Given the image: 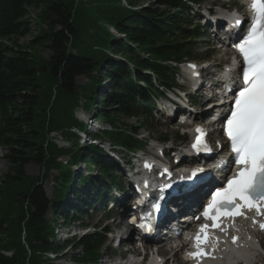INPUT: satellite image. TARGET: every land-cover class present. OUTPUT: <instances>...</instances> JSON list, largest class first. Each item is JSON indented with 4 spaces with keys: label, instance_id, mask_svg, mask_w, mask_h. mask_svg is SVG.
Instances as JSON below:
<instances>
[{
    "label": "trees",
    "instance_id": "16d2710c",
    "mask_svg": "<svg viewBox=\"0 0 264 264\" xmlns=\"http://www.w3.org/2000/svg\"><path fill=\"white\" fill-rule=\"evenodd\" d=\"M187 10L184 0H124V4L121 0H0V150L7 164L0 178V249H13L11 257L0 253V264H45L42 252L62 250L49 241L45 215L49 209L61 214L57 200L66 187L56 188L49 200L37 178L28 180L25 167H45L46 175L56 167L55 158L67 150L45 142L46 132L61 131L76 148L72 160L98 168L100 178L110 181L101 162L102 150L95 145L79 147L69 131L80 126L72 117L78 94L85 109L97 104V118L110 125L96 138L106 137L125 149L137 144L126 131L136 132L138 127L121 118L140 117L146 95L156 92L153 82H173L168 62L191 56L198 29L190 30ZM33 18L47 28L22 45L20 40L26 43V38L35 36ZM106 25L122 37L112 35ZM36 44L49 51L45 62L36 57ZM81 75L88 85L77 87L75 80ZM42 88L49 91H44L43 100ZM60 176L66 181L68 174ZM90 178L93 193V184L99 181ZM87 182L79 179V188ZM80 195L78 191L77 202ZM72 212L81 213L77 208ZM61 217L69 219L65 214ZM102 240L100 233L93 232L70 241L73 251H81L71 256V264H96Z\"/></svg>",
    "mask_w": 264,
    "mask_h": 264
},
{
    "label": "snow or ice",
    "instance_id": "6c2138e0",
    "mask_svg": "<svg viewBox=\"0 0 264 264\" xmlns=\"http://www.w3.org/2000/svg\"><path fill=\"white\" fill-rule=\"evenodd\" d=\"M250 7L253 14L250 27L247 35L236 45L243 57L244 84L236 93L231 114L223 126L240 169L228 179L225 188L212 192L211 201L204 208L203 215L212 219V227H217V215L240 214L233 212L240 207L237 200L248 207L255 206L253 202L256 200H264V0H251ZM235 23L240 25L242 21L237 19ZM197 133L194 148L202 146V137L206 135L201 129H197ZM204 150L211 151L206 147ZM192 175L195 176L196 172ZM213 210L214 214L210 217ZM206 227L202 225L198 229L195 237L197 246ZM261 227L264 228V225ZM235 239L233 237L234 242ZM201 254L190 253L193 257Z\"/></svg>",
    "mask_w": 264,
    "mask_h": 264
},
{
    "label": "rangeland",
    "instance_id": "374dc122",
    "mask_svg": "<svg viewBox=\"0 0 264 264\" xmlns=\"http://www.w3.org/2000/svg\"><path fill=\"white\" fill-rule=\"evenodd\" d=\"M76 1H78V0H76ZM80 1H82V0H80ZM200 2H203L202 5H205V4L209 5V4L213 3V0H201ZM218 4H220V3H218L216 0H214V3L212 5H218ZM34 22H35V29H36L35 33H34L35 36L33 38H29V37L26 38L25 39L26 43H23L22 42L23 40L22 41L20 40L22 45L29 44L38 35L41 36V33H42L41 31L43 29L47 28V25L45 23L39 21L36 18L32 19V23L33 24H34ZM212 36L213 35L210 34L207 38L203 39L201 42H198L199 43L198 44V48L200 49V51H204V49H206L207 46H211V45H213L212 49L214 48L216 50V45L217 44L215 42V39L212 38ZM34 48H35V54H36V57H38V60L45 62L46 59L48 58L49 51L41 44H36L34 46ZM223 58H227V57L222 56L219 51H215V56L211 57V61L213 60L214 62L215 61L218 62V61H222ZM178 80H179V82H181V79L178 78ZM75 83H76L77 87H84V86L88 85V79H87V77L85 75H81V76L76 78ZM53 90L54 89L52 88L51 95H50L51 99H52L53 92H54ZM44 91H47V90L42 88V90L40 92V97H41L42 100L44 99V97H46L45 96L46 92H44ZM47 92L49 93V91H47ZM79 92H81L80 89H79ZM41 93H42V95H41ZM78 98H79V102H83L84 103V99H83L81 93H80V96L78 94ZM95 100H97V99H95ZM95 100H94V102H95ZM95 109H98L97 108V104H93L92 109H90L89 111H85L84 109L83 110L81 109V112L80 111H79V113L77 112V114H75V116L73 114L74 111H72V117H78V116H80V114L82 112L84 114L88 113L89 115H91V113L96 112ZM157 117L158 118H157L156 122L151 123V124L146 122L145 125L140 126L141 128H139L137 134H139V135H149L150 138L156 139L157 137H159V135H161V133L167 132V133L170 134L171 140H173V139L176 138V134L177 133L180 135L182 132L188 130V128H189V126L188 127L185 126L184 128H176L173 124L167 123L165 117H163V116L159 117V115H157ZM92 119L90 120V122H91V124H94V125L89 126V129L92 130V131L95 130V132L97 130L100 131L101 126L100 125L96 126L95 123H96L97 120L94 119V121H95L94 122ZM121 120H122L123 123H125L127 125L128 124H134L136 126L138 125V123L136 121V118L122 117ZM75 121H76V119H75ZM76 123L80 124L77 121H76ZM117 125H119V123H117ZM73 127L77 128V126H72V128ZM103 128H107V127H103ZM46 133L47 134H46V141L45 142L55 144L59 148H63L64 150L65 149L67 150V153H65V155L61 156L60 161H64L65 162V161L69 160V157L72 154H74V150L76 149L74 144L69 142V141H67L66 140L67 138H65L62 135L61 131H48ZM182 135H183L182 136L183 138L186 137L185 134H182ZM101 138H102V141H103V144L101 146L106 148V146H107L106 143L108 142V139L106 137H101ZM171 140L166 144V146L170 145ZM119 154L120 153L118 152L114 156L121 157V154L120 155ZM2 156H3V151L0 150V178H1V175L7 170L6 169L7 164L5 163V161H3ZM85 166H86V164L84 165L83 163H79V167H77V168H79V170L78 171H76L77 169L75 170V172H76L75 174L77 175V178H78L77 182L79 181V179H83L84 178V179L88 180L89 183L88 182L87 183L90 185V181H89L91 179L90 177L93 176L92 178H96L98 176V169L97 168H93L92 170H89ZM45 169H46L45 167H41V166H38L36 164H28L25 167V170H26L25 172H26V175L28 177V180H31L32 178H37L38 179V183L42 186L46 196L48 198H50L51 197V193H52L51 190L53 188V186L50 187V184H54V185L56 184L55 180H57V179H55L53 177L56 173L53 170V171H51V173L49 172L50 173L49 176L45 177L46 176ZM75 174H74V177H73L74 179H75ZM73 181H75V180H73ZM79 185H80V183H79ZM79 185L77 183V184L72 186V188H71L72 190H71L70 195H69V201H70V203H72V202H74V203H72L70 206H67L64 209L65 212H68V211L71 212L69 214V216H67V217H69V219L66 220V224H65L66 228L70 231V234L68 235L69 238H70V236H71V238L73 236L74 237H78L85 231L84 228H81V227L78 228V226L80 224L85 225V227L86 226L87 227L88 226L89 227L97 226V227L101 228V227L106 226V225H108V227H113L115 222L124 221L123 217H122V219L117 218V217L113 218V215L105 217V212H103V211H101V212L96 211L95 213H93V210H89V211L87 210L88 211L87 214L86 213H83V214L81 213V214L74 215L73 212H72V209H74V208L79 209V206L77 205V201L75 202L76 197H74V192L75 191H79L80 194H81L80 196L82 197L83 190H88V188H89V185H86V186H84V189H82V188L80 189ZM83 208L80 206L81 210H83ZM95 208L96 209H100L101 207H99V205H97ZM51 216H52L51 212H48L47 215H46L49 225L52 224V222L49 220V218H51ZM73 216H76V217H74V219L72 220L71 218ZM60 221L62 222L63 220L59 219V222ZM120 224H121L120 228H116V229L113 230L114 233H117L118 230H122L123 229L122 223H120ZM123 225L126 227L125 221H124ZM116 226H118V225H116ZM73 227H75V228H73ZM76 227H77V229H76ZM125 233H126V231H125ZM62 238L63 237L61 235L56 237V241H58V239H60L57 242L58 246L62 245ZM49 241H50V239H49ZM107 245L108 244L106 243L103 247H107ZM126 248H128V249L130 248L131 250L136 249L137 251H139V249L136 248L133 243H130L129 245L127 244ZM75 251H76V253L77 252L81 253V251H79V250H75ZM75 251H73L72 249L67 248L66 252H65V256H64L65 258L61 257V256H63L62 255L63 253H58L60 259L57 262H55V263L52 262V263L53 264H71L72 261H71L70 258H71V256H73L75 254ZM107 252L108 251L104 250L102 256L105 255ZM163 255L165 257H167V259H169L172 254L164 253ZM179 256H180V254H179ZM63 259H65V260H63ZM102 260H103V257L100 260L99 264H103ZM263 263H264V261H263Z\"/></svg>",
    "mask_w": 264,
    "mask_h": 264
},
{
    "label": "bare ground",
    "instance_id": "6f19581e",
    "mask_svg": "<svg viewBox=\"0 0 264 264\" xmlns=\"http://www.w3.org/2000/svg\"><path fill=\"white\" fill-rule=\"evenodd\" d=\"M187 68H183V72L187 73L188 71H185ZM208 77V76H207ZM208 80H212V78H208ZM205 90L208 91L209 88L207 86L205 87ZM206 110H204L205 112ZM197 114V116L201 117L202 114ZM207 112V111H206ZM86 120L87 117H86ZM207 119L203 120V122H206ZM209 126H211L210 123H208ZM194 199H192L193 201ZM124 221L126 220L125 217ZM122 219V217H121ZM127 222H125L126 224ZM115 226L117 224H114ZM255 222L253 218H246L244 221L237 224L236 231L239 235V244L237 248L228 246L225 242L221 241L219 238L213 237L212 243L207 245L203 250L206 252L208 257L201 259L200 257H193L189 256L190 253H192L195 250H190L187 248V253L185 254V257L188 259L187 264H256L259 262L258 257L260 255L259 251L262 250L264 252V244L261 242V239L259 238L258 234H255ZM127 227V225H126ZM129 230V228H128ZM135 231V229L133 230ZM125 233V230L123 231ZM127 232V231H126ZM133 232L131 233L129 238V241H132ZM260 244V246L257 244V242ZM167 241L161 242L158 246V254L163 255L164 253H170L172 254L171 257L167 260L171 261L173 264H181L186 260L183 256V247L182 248H174L171 246H168ZM162 244V245H161ZM138 252L136 249L132 251V253ZM179 254H182L179 256ZM109 255V254H108ZM161 259L157 260L156 258H149L147 261V264H161ZM166 260V261H167ZM104 264H119L117 262L111 261V263H108L107 260L104 261ZM130 259L127 260V263H132ZM185 263V262H184ZM185 263V264H186Z\"/></svg>",
    "mask_w": 264,
    "mask_h": 264
}]
</instances>
